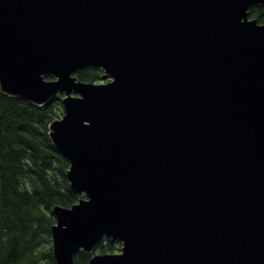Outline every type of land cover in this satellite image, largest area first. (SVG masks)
Instances as JSON below:
<instances>
[{
  "label": "water",
  "instance_id": "water-1",
  "mask_svg": "<svg viewBox=\"0 0 264 264\" xmlns=\"http://www.w3.org/2000/svg\"><path fill=\"white\" fill-rule=\"evenodd\" d=\"M258 4L0 0L1 89L64 95L50 138L84 197L52 208L57 264L103 238L121 251L88 264H264ZM88 66L102 81L77 76Z\"/></svg>",
  "mask_w": 264,
  "mask_h": 264
},
{
  "label": "trees",
  "instance_id": "trees-1",
  "mask_svg": "<svg viewBox=\"0 0 264 264\" xmlns=\"http://www.w3.org/2000/svg\"><path fill=\"white\" fill-rule=\"evenodd\" d=\"M264 23V5L250 7ZM84 81H99L104 70L77 71ZM47 78H52L47 76ZM63 95L46 104L10 95L0 85V264H57L53 255L52 208L78 202L67 178L70 167L50 138V124L64 114ZM119 240L101 239L96 250H80L74 264H88L95 252H117Z\"/></svg>",
  "mask_w": 264,
  "mask_h": 264
}]
</instances>
